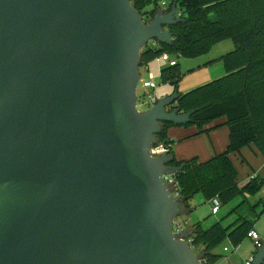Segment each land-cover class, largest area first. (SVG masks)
Wrapping results in <instances>:
<instances>
[{
  "label": "water",
  "instance_id": "obj_1",
  "mask_svg": "<svg viewBox=\"0 0 264 264\" xmlns=\"http://www.w3.org/2000/svg\"><path fill=\"white\" fill-rule=\"evenodd\" d=\"M131 0H0V264H201L151 149L176 89L136 107L141 49L184 21ZM239 264H246L240 261ZM250 264H264V236Z\"/></svg>",
  "mask_w": 264,
  "mask_h": 264
},
{
  "label": "trees",
  "instance_id": "obj_2",
  "mask_svg": "<svg viewBox=\"0 0 264 264\" xmlns=\"http://www.w3.org/2000/svg\"><path fill=\"white\" fill-rule=\"evenodd\" d=\"M161 1L131 0L145 21L152 18ZM174 1L184 21L168 27L172 44L144 46L139 67L163 52L193 58L208 53L213 45L225 39H232L236 45L220 57L224 75L178 94L170 107L183 113L194 111L190 122L185 125L164 122L156 135L158 144L164 145L173 157L168 165L181 167L173 177L187 209L188 201L198 193L206 200L217 197L221 206L242 198L229 211L236 213L233 221L224 223L225 217H221L208 227H203L201 222L189 226L187 239L193 251L202 254L200 263L215 264L223 257L215 252L217 247L225 241L237 247L253 229L254 220L242 216L241 209L247 207L255 219L260 214L255 210L261 203L250 204L247 196L257 194L264 179L251 176L240 186L231 156L244 147L254 146L264 157V0H167L165 9H170ZM179 77L176 60L174 65L160 70L161 83H170L175 89ZM222 118V123L212 124ZM219 125L228 128V143L223 151L204 161L197 156L175 158L172 149L175 140L169 138V128L195 126L196 134H202Z\"/></svg>",
  "mask_w": 264,
  "mask_h": 264
},
{
  "label": "rangeland",
  "instance_id": "obj_3",
  "mask_svg": "<svg viewBox=\"0 0 264 264\" xmlns=\"http://www.w3.org/2000/svg\"><path fill=\"white\" fill-rule=\"evenodd\" d=\"M235 46H236L235 42L232 39H225L213 45L208 53L200 55L198 57L186 58V57H182L176 54H170V57L177 61L178 69L180 73V77L178 79L177 87H176L178 94L185 93L195 87H198L204 83H207L211 80L217 79L221 77L222 75H224V67H223V63L220 60V57L234 50ZM166 67H169L168 62L158 60L157 58L149 62L146 67L148 72L152 74V77L156 83V87L154 89V95L157 99L170 95L175 89L174 85L170 83H161L160 81V70ZM141 69H142V66L139 67V71ZM136 91H137V95L139 96V102L137 103V108L140 111L147 110L149 108V105L145 101L146 100L145 95H142L143 88L138 87ZM171 106L172 105L168 106V108H170ZM222 119L224 121V118ZM184 128L188 129L189 131L197 130L195 126H189V127H184ZM216 128H217V132H216L217 134L215 135L214 139L216 140L217 145H218L217 149H219V147H222L221 143L223 145H227L225 143L228 138V128L225 125H219ZM204 134L205 135L201 137L202 146L200 148L203 149L206 146L207 149L209 150L213 147L212 146L213 137H211L210 135H207V133H204ZM224 147L226 148V146ZM250 150H251L250 147L248 146L244 147L241 150L243 157L242 155L240 157L239 156L232 157L233 159L232 162L238 173L237 175H240L241 173L248 170L249 168L258 169L260 165L259 161H263L258 172H259V175H261V177L264 179V157L259 153L253 154ZM218 152H220V150ZM214 153L215 152H213V154ZM213 154H210V156H212ZM248 197L253 202L256 201L258 197L259 198L261 197L264 201V185L261 188V190L258 192V194L249 195ZM241 200L242 198L240 197L236 198L233 201H231L229 204L220 206L219 212L217 214H212L210 203L207 202V200L203 197L201 193H198V194H195L188 201V204L190 206V208L188 209V213L179 215L177 216L176 219L187 221V224L189 225L195 222H201L203 227H208L215 221L219 220L221 217H225L223 219V222L228 223L236 217V213H229V211L233 207H235L238 203H240ZM260 210L262 211L264 210V204L262 205V208ZM241 215L248 219H251L254 214L251 211H249L247 207H244V209H241ZM252 219H255V216ZM255 228L257 232L259 233V235L260 234L264 235V212L257 216V220H255ZM223 246H226L228 250L223 251L222 249ZM249 249L250 250L253 249V251H255L256 248L254 247L251 239L246 238L243 241V243L240 245V248L237 254H235L234 252L235 248L231 246L228 242L220 246L218 250L225 257L230 258V257H234L238 255L239 258L237 261L239 263L240 261H246L248 257L247 254L250 253L248 252ZM220 264H223V263H220Z\"/></svg>",
  "mask_w": 264,
  "mask_h": 264
},
{
  "label": "crops",
  "instance_id": "obj_4",
  "mask_svg": "<svg viewBox=\"0 0 264 264\" xmlns=\"http://www.w3.org/2000/svg\"><path fill=\"white\" fill-rule=\"evenodd\" d=\"M148 65V64H147ZM147 65H145V66H143V67H147ZM165 97V96H164ZM163 98V97H162ZM223 122V119H219V120H217V121H215V122H213L212 124H218V123H222ZM211 124V125H212ZM217 132V128L216 129H212V130H210V131H208V132H206L207 133V135H210L211 137H213V139H212V148L211 149H207V147L205 146L203 149H201L200 147L202 146L201 145V137H203V135H205L204 133H202V134H196V131H189L188 129H185L184 127H171V128H169L168 129V136H169V138H171V139H173V140H175V142H174V144H172V149H173V154H174V156H175V158L176 159H178V160H181V159H188V158H190V157H192V156H197L200 160H206L207 158H209V156H210V154H213V152H215V153H217L219 150H220V152L222 151V150H224V146H226V145H223L222 143H221V146L222 147H219V149H217L218 148V145H217V142H216V140L214 139L215 138V135L217 134L216 133ZM227 142H228V138H227V140H226V143L225 144H227ZM214 144V145H213ZM224 147V148H223ZM248 147H250V151L253 153V154H256V153H259L256 149H255V147L254 146H248ZM222 149V150H221ZM242 155V152H240V153H238V154H235V155H232L231 156V159H232V157H240ZM211 157V156H210ZM242 157H243V155H242ZM233 160V159H232ZM260 162V165H259V167H258V169H254V168H252V169H248V170H246V171H244L243 173H241L240 175H237V181H238V184L241 186L242 184H244L251 176H255V175H259V169H260V166L262 165V163H263V161H259ZM238 174V173H237ZM259 176H261V175H259ZM258 194V193H257ZM247 200L249 201V203L250 204H256V203H261V205L259 206V207H257L256 208V212H259L260 214L261 213H263L260 209L262 208V205L264 204V201H263V199L260 197H258L257 199H256V201H252L248 196H247ZM207 202H209L208 200H207ZM250 218V217H249ZM253 218V217H252ZM251 218V220H254V225H253V229L254 230H256V228H255V220H257V219H252ZM234 220V219H233ZM232 220V221H233ZM187 222V221H186ZM231 222V221H230ZM229 223V222H228ZM189 224H187V226H186V228L184 229V230H189ZM257 231V230H256ZM260 236L262 237V236H264V235H261L260 234ZM228 241H225V242H223L220 246H222L224 243H227ZM229 243V242H228ZM243 243V242H242ZM241 243V244H242ZM230 244V243H229ZM240 244V245H241ZM231 245V244H230ZM240 245H238L237 247H234L235 248V254H237L238 253V250H239V248H240ZM219 246V247H220ZM232 246V245H231ZM219 247H217L216 249H215V252H217V253H220V251L218 250L219 249ZM226 248V249H225ZM222 249H223V251H227L228 249H227V247L226 246H223L222 247ZM248 252H250L249 254H247L248 255V257H247V259H246V261H248L249 260V258H250V256H252L253 255V249H249V251ZM222 254V253H221ZM223 255V254H222ZM223 258V259H222ZM217 263H215V264H220V263H223V264H239L238 263V255H236V256H234V257H225L224 255H223V257H222ZM246 261H244V262H246Z\"/></svg>",
  "mask_w": 264,
  "mask_h": 264
},
{
  "label": "built area",
  "instance_id": "obj_5",
  "mask_svg": "<svg viewBox=\"0 0 264 264\" xmlns=\"http://www.w3.org/2000/svg\"><path fill=\"white\" fill-rule=\"evenodd\" d=\"M166 6H167V0H163L159 3L158 8H161L164 11H169V9L168 10L165 9ZM181 16H182L181 11L177 9L174 17L175 18H181ZM148 21L149 20H146V21L144 20V22H148ZM148 44L156 45L157 43L154 41H150ZM157 59L162 60V61H166V62H168L169 65L175 64V59H172L170 57V54H168L166 52L161 53ZM138 87L143 88L142 95H145V97H146L145 101L147 102L149 107L157 101V98L154 95V89L156 87V83L152 77V74L150 72H148L146 67H143V66H142V69L139 71V81H138L137 88ZM136 93H137V91H136ZM138 102H139V96L137 95L136 107H137ZM165 151H167V149L162 144L153 146V148L151 149L152 155H154V156H158ZM163 178L167 184H169L173 187L172 193H173L174 197L180 198L177 183L175 182L173 175H164ZM208 201L211 205V213L217 214L219 212V207L221 206L219 199L217 197H212ZM186 226H187V222L184 220H178L176 218L173 220V231L174 232H181L182 230H184L186 228ZM247 238L251 239V241L253 242V245L256 249H257V247H259L261 245V236L259 235V233L256 230H254V229L249 230L247 232ZM187 241L190 244V240L187 239ZM252 257H253V255L250 256L249 260L246 261L245 263L250 264Z\"/></svg>",
  "mask_w": 264,
  "mask_h": 264
}]
</instances>
